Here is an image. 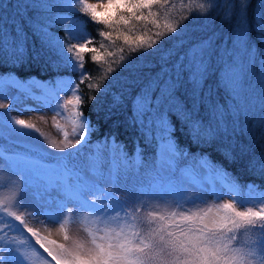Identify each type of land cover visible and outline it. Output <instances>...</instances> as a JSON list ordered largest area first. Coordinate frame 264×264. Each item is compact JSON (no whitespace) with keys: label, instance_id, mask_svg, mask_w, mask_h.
I'll use <instances>...</instances> for the list:
<instances>
[{"label":"snow or ice","instance_id":"6c2138e0","mask_svg":"<svg viewBox=\"0 0 264 264\" xmlns=\"http://www.w3.org/2000/svg\"><path fill=\"white\" fill-rule=\"evenodd\" d=\"M59 2L61 7L78 10L92 24L102 27L97 29L101 38L97 47L95 38L85 31L86 21L82 18L74 19L68 15L55 18V22L67 25L66 35L75 42L64 44L59 37L54 41L50 39V42L60 48L64 65L77 72L80 79L75 84L69 81L67 85H58L45 95L48 101L45 108L54 113L53 127L62 137L57 143L40 133L49 147L61 153L74 150L91 135L93 125L82 107L85 100L81 94L82 84L87 81L89 90L102 92L107 87L103 81L114 78L112 74L117 69L126 70L149 54H158L160 71L137 94L132 119L141 128L151 130L155 127L158 130L161 140L168 145L162 164L172 168L185 155L171 142L174 129L168 121V111L176 109L182 113L197 142L211 140L219 134L224 123L222 113L213 109L215 125L212 122L205 124L196 115V99L208 71L214 47L213 36L190 44L177 56L178 50L187 42V25L184 22L193 16L209 19L213 10L218 8L217 0ZM38 6L52 7L47 3ZM220 7L224 8L223 19L237 15L242 21L238 25L239 31L234 33L233 43L243 44L250 52L243 23L247 0H239L238 12L235 0H225ZM46 29L47 25L40 23L34 28L47 36ZM257 29L264 36V19L258 23ZM166 39L173 41L172 47L164 48L162 42ZM2 46L7 51V40ZM12 46L17 52L21 49L17 39L13 40ZM88 53H91L90 60L98 69L106 66L99 83H91L92 75L84 71ZM184 73H187V83L192 86V109L184 108L176 96L184 81ZM0 82H3L2 78ZM59 92H64V97ZM49 98L55 99L54 107ZM87 99L93 101L96 97ZM10 107V104L0 102V109ZM0 116H7V113H0ZM57 117L65 124L61 125ZM10 124L21 130L40 131L35 124L20 118L12 117ZM261 124L264 125V119ZM67 125H70L71 132ZM105 146L107 139L102 147ZM260 159L264 160V156ZM200 167H208L206 159ZM258 167L264 171V163ZM214 172L225 184L235 186L229 173L219 168ZM8 184L10 194L0 197V264H264V193L243 197L230 192L228 200H223L225 193H221L209 201L200 193L189 195L184 189H173V194L162 197H149L147 200L136 197L129 205L128 200L115 196L112 189L107 192L100 190L104 195L103 201L94 195L89 200L91 193L87 182L79 184L75 190L71 183H65L64 188L74 202L73 207L64 204L49 213L38 212L34 208L29 210L23 203L21 184L17 180L8 181ZM40 215L46 217L47 223L58 225L63 242L42 235L29 225L28 218ZM40 222L45 223L43 220ZM73 223L81 225L85 238L69 235Z\"/></svg>","mask_w":264,"mask_h":264},{"label":"trees","instance_id":"16d2710c","mask_svg":"<svg viewBox=\"0 0 264 264\" xmlns=\"http://www.w3.org/2000/svg\"><path fill=\"white\" fill-rule=\"evenodd\" d=\"M40 3H47L52 7L40 8ZM224 3L225 0H217L218 8L213 10L207 20L193 16L184 22L187 25V42L177 52L179 56L190 44L213 36L214 47L209 58L208 71L196 99V115L205 124L212 122L215 125V108L223 114L224 123L215 138L197 142L182 113L176 109L168 111L167 118L174 129L171 132V142L185 154L172 167L171 173L174 175L179 166L196 170L195 160L203 162L206 159V168L210 172L217 168L223 169L230 174L236 185H255L251 191L259 195L264 193V171L258 167L260 163H264L260 159L264 156V125L261 124L264 119V36L258 32L257 26L264 19V0H247L246 19L243 23L250 52L243 44H233L234 32L239 31L236 27L242 21L237 15L223 19L224 8L220 5ZM235 3L238 12L239 0H235ZM64 15L86 21L85 31L95 38L96 46L99 47L101 38L97 29L102 26L92 24L78 10L71 11L61 7L59 0H0V75L14 76L23 81L31 78L50 81L64 78L73 84L77 83L80 79L78 73L64 65L60 48L50 42L55 37H59L64 44L75 42L66 35L67 25L55 22L57 16ZM37 23L47 25V36L34 30ZM14 39L21 43L19 52L12 46ZM4 40H7V51L2 46ZM162 43L164 48L173 46V41L167 39ZM237 55L239 59L235 60ZM90 56L91 53L85 55L84 71L92 75L91 83H99L103 67L106 66L102 65L98 69L91 62ZM235 63L238 73L234 72V79L237 82H225L227 71L224 68L232 67ZM159 71L158 54H149L147 58L141 57L138 63L126 70L117 69L112 74L114 78L103 81L107 87L102 92L89 90L87 81L82 84L81 94L85 98L83 112L93 125L92 133L76 149L60 152L59 161L53 164L59 167L71 162L68 166L76 172L84 155H92L101 170L110 161L113 177L110 189L115 196L128 200L129 205L134 203V187L128 186V175L133 184L147 186L146 180L150 171H143L141 166L145 165L143 162L149 159L162 140L155 127L149 130L133 123V106L137 94ZM191 87L187 83V73H184V81L176 96L186 109L193 107ZM89 96L96 99L89 101ZM106 139L107 146L102 147ZM0 141L10 146L9 141L1 136ZM12 144L25 151L36 152L33 148ZM39 154L43 158L54 159L42 152ZM135 157L140 159L142 165L134 164ZM77 175H74L78 180L76 183L82 184ZM164 179L174 182V178ZM89 187L97 190L90 182ZM96 198L104 200L99 192L96 193Z\"/></svg>","mask_w":264,"mask_h":264},{"label":"rangeland","instance_id":"374dc122","mask_svg":"<svg viewBox=\"0 0 264 264\" xmlns=\"http://www.w3.org/2000/svg\"><path fill=\"white\" fill-rule=\"evenodd\" d=\"M89 2L96 3L97 0H89ZM236 29L239 30L237 27ZM237 59H239L238 55L235 56V60ZM235 67L236 63L232 67L226 66L224 68L227 71L225 82L229 81L231 84L237 82L234 79L236 77L234 72L238 73ZM0 78L3 81L0 82V97H3L0 98V102L10 104L11 106L8 109H0V113H7V116H0V136L10 143V146H6L4 142L0 141V197L10 194L11 188L8 181L17 180L22 187L21 196L23 203L28 206L29 210L34 208L38 212L44 211L51 213L56 211L60 205L66 204L68 207H73L74 202L69 198V193L64 188V184L71 183L72 189L75 190L78 187L76 183L78 180L74 176L76 173L82 183L87 182L89 186L90 182L97 188L96 190L89 187L91 193L88 196L89 200L93 198V195L96 197L97 192L101 196H104L100 190L103 189L104 192H107L113 184L112 163L110 161L106 163L104 170H101L95 158L88 154L84 155V159L80 166H78L76 172L72 168H69L68 165L71 162H66L64 165L60 164L61 166L57 167L53 163L59 161L58 155L60 152L49 147L48 141L44 136L40 135V133H44L48 138L55 140L57 143L60 142L62 138L61 134L53 127L52 123L54 113L45 108V105L48 103L45 95L58 85H67L70 80L58 78L57 80L50 81L42 78H31L23 81L14 76L7 75H0ZM8 81H13V83H8ZM59 95L64 97L65 94L64 92H59ZM49 99H51V104L54 107L55 99ZM12 117L29 121L35 124L36 128L40 131L36 132L17 128L10 124ZM57 120H59L61 125L65 124L59 117H57ZM66 127L71 132L70 125ZM12 143L17 146L33 148L32 150L36 152L25 151L21 147L13 146ZM167 149V144L163 141L159 143L150 157L148 156L149 159L143 162L145 165L139 162L140 159L138 157L134 158L135 165L141 164L143 171H150L146 180L147 186L139 183L133 184L128 175L130 181L128 186L131 185L134 187V191L132 189L134 199L140 197L147 200L149 197H162L166 194L171 195L173 194V189H184L189 195L200 193L209 201L214 196H220L221 193H225L223 200L229 199L228 193L230 192L231 194L243 197L253 194L251 191L253 187L250 184H235L234 187L225 184L215 172H210L206 167H200L202 162L199 159L195 160L196 170H189L183 166H179L173 175L171 173L173 169L162 164ZM39 152H42V154L48 157H54V159L43 158ZM26 154L37 157V159L24 156ZM167 177L174 178V182L164 179ZM104 202L107 203V201ZM185 206L188 207L190 205ZM42 220L45 223H41L40 221ZM28 223L31 227L37 228L42 235H48L50 239L63 242V236L58 230V225L55 223H47L45 216L40 215L36 218H28ZM25 235L27 234L25 233ZM69 235L73 238H85V234L81 230L79 223H73L70 226Z\"/></svg>","mask_w":264,"mask_h":264}]
</instances>
